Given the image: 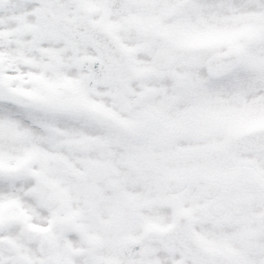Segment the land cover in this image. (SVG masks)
Instances as JSON below:
<instances>
[{
	"label": "snow or ice",
	"instance_id": "1",
	"mask_svg": "<svg viewBox=\"0 0 264 264\" xmlns=\"http://www.w3.org/2000/svg\"><path fill=\"white\" fill-rule=\"evenodd\" d=\"M0 264H264V0H0Z\"/></svg>",
	"mask_w": 264,
	"mask_h": 264
}]
</instances>
